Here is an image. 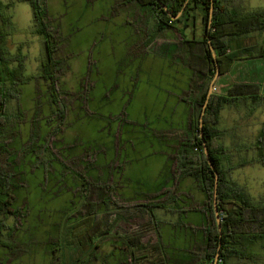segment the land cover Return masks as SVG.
Here are the masks:
<instances>
[{
	"label": "rangeland",
	"instance_id": "rangeland-1",
	"mask_svg": "<svg viewBox=\"0 0 264 264\" xmlns=\"http://www.w3.org/2000/svg\"><path fill=\"white\" fill-rule=\"evenodd\" d=\"M5 2L13 4V0ZM231 4L244 11L264 8V0H232ZM46 6L60 40L57 57L66 62L59 74L66 121L61 132L51 138L65 165L54 162L45 170L35 166L32 153H20L34 123L43 141L53 124L51 110L55 107L47 82L38 78V59L44 56L43 37L35 33L31 5L18 1L8 11L14 23L12 51L20 47L28 55L26 74L34 78L19 86L23 120L8 127L3 140L10 153L0 155V164L15 174L19 188L13 192L14 207L22 208L25 215L11 236L16 250L1 248L0 260L8 258L6 264H151L157 254L150 252L147 260H136L142 252L135 247L133 253L134 247L126 240L141 234L144 240L156 243L160 236L149 223L134 215L127 217L128 213L134 214L137 206L146 202H165L169 190L194 205L209 201L195 181L176 183L172 188H166L172 184L164 182V172L170 166L165 154L170 144L167 139L176 143L183 139L189 115L185 97L197 85L198 77L180 60L178 31L166 30L152 37L156 23L138 3L47 0ZM196 15V22H189L184 29L186 39L203 38L204 23ZM178 26L183 28L184 24ZM262 39L255 32L240 42L255 45ZM221 72L219 67L212 93L226 92L240 82L259 83L264 93L262 58L238 60L229 71ZM10 106L15 110L16 101ZM263 123L264 105L251 111L243 104L227 106L221 112L220 128L226 130L221 141L234 168L231 180L255 203L264 202V165L239 164L244 158H257L255 143ZM175 149L174 144L172 154ZM79 173L81 179L74 176ZM82 179L112 185L113 201L107 206L102 201L103 190L95 185L85 201ZM95 206L101 218L109 213L113 224L111 235L94 237L97 249L87 236L94 231L92 218L87 216ZM231 207L235 205L223 204V208ZM115 210L118 214L112 213ZM159 211V216L169 220L185 217ZM15 223L9 216L7 224ZM102 230L98 227L97 232ZM166 241L168 254L179 257L181 240L176 236ZM240 264H264V259Z\"/></svg>",
	"mask_w": 264,
	"mask_h": 264
},
{
	"label": "trees",
	"instance_id": "trees-1",
	"mask_svg": "<svg viewBox=\"0 0 264 264\" xmlns=\"http://www.w3.org/2000/svg\"><path fill=\"white\" fill-rule=\"evenodd\" d=\"M28 2L33 10L35 33L43 37L44 56L41 58L38 78L47 82V90L50 101L55 108H52V120L54 125L43 141H40V131L34 123L31 137L21 147L20 153H32L35 156V166L48 170L54 162L65 165L60 156L56 153L51 144V138L59 134L66 121L67 106L62 103L59 91V74L64 71L65 59L57 57L60 40L56 36V30L52 27L48 14L47 0H21ZM232 0H129V3H138L146 9L153 17L155 35L166 30H177L181 36V46L178 55L180 60L195 73L198 83L192 88L185 100L190 106L188 127L183 139L179 142L175 155L176 177L180 180L183 177L191 176L197 180L202 191L208 196V211L211 215L209 229L205 230L207 242L203 252L198 257L197 264H215V257L219 251L218 264H240L244 260L257 262L264 259V202L255 203L250 199L244 188L231 180V166L227 150L221 141L225 129L220 128V117L222 110L227 106H248L250 111L258 106L264 105V93L261 92V84L251 82L236 83L223 93H212L209 103L203 113V105L208 96L211 80L216 67H220L221 73L229 71L234 63L242 59L262 58L264 60V8L253 11L240 10L231 4ZM13 4H5L0 0V155L8 154L4 138L8 127L16 120H23L20 108L19 86L27 83L34 77L26 74V61L28 55L23 54L21 48L12 52L13 45L10 36L14 33V23L9 9ZM212 4L214 6L213 16L210 19ZM166 5L168 10L163 8ZM184 10L177 19L176 16L181 9ZM168 11L171 15L168 14ZM199 14L204 23V35L202 40L195 38L186 39L184 29L193 24ZM211 20V24L210 23ZM183 23V28L179 24ZM263 36L261 44L243 45L240 41L253 33ZM151 42V41H150ZM213 46L217 57L212 56ZM16 101L15 110H11V101ZM203 118L201 136L200 119ZM37 119L33 121L36 122ZM203 139L206 142L209 158L214 169L208 163ZM257 158L253 160L242 159L239 166L252 162H259L264 165V123L259 131L255 143ZM218 176L217 202L221 217L222 236L215 219L213 208V194L215 189V177ZM75 177H83L82 174H75ZM15 174L10 173L5 165L0 164V249L6 248L16 250V243L11 239L12 234L17 230L18 222L22 220L25 212L22 208L14 207L13 192L19 186L14 181ZM82 195L85 201L92 193V186L103 190L102 201L108 206L112 202L111 195L114 187L104 181L94 183L81 180ZM98 184V186H96ZM91 187V189H90ZM177 194L168 191L165 202H146L140 204L127 217L134 215L142 219L147 218V223L153 227L157 234L160 220L156 211L164 209L171 213L180 211L177 202ZM232 203L235 207L223 208V204ZM174 204L175 207L168 205ZM93 207L88 216L92 219L94 231L88 232L87 236L94 242L95 249L98 241L95 238H102L104 235H111L113 227L109 221V213L101 218ZM118 211L115 210V214ZM9 216L14 217L16 223L11 226L7 224ZM89 220V219H88ZM98 227L103 230L97 232ZM144 235L128 238V245L135 247L142 252L141 257L136 260H147L150 252H154L156 259L151 264L166 263V255L162 244L145 241ZM94 255V254H93ZM8 258L0 260V264H6Z\"/></svg>",
	"mask_w": 264,
	"mask_h": 264
},
{
	"label": "crops",
	"instance_id": "crops-1",
	"mask_svg": "<svg viewBox=\"0 0 264 264\" xmlns=\"http://www.w3.org/2000/svg\"><path fill=\"white\" fill-rule=\"evenodd\" d=\"M18 1H21V0H13V2H18ZM3 2L5 4H9V3H6L5 0H3ZM23 2H26V1H23ZM12 7L13 6H11L10 8ZM21 51H23V49H21ZM23 54H25V52H23ZM27 61H28V58H27ZM27 61H26V66H27ZM40 63H41V59H38V70H40ZM190 70L192 71V69ZM182 98L183 97H181L180 100H182ZM185 110H189V114H190L189 104L186 105ZM188 121H189V115H188ZM52 123H53L52 124L53 126L55 123L54 121H52ZM187 127H188V123L186 127L183 129L184 135L187 130ZM167 142H169L170 144L166 145L168 148L167 149L168 152H166L165 154L167 156V159H169L168 164L170 166H167L166 172H164L165 173L164 182H166L167 184H172V186H169L166 188H172L173 184H176V183L182 184L186 181H189V183L194 182V181L197 182V180H195L191 176H186L178 180V177H176V172H175L176 159L173 158L176 155L177 149H175L174 154H172V150H173L174 144L175 146L178 147L179 142L177 141L176 143L174 141H171L170 139H167ZM181 200L183 202H181ZM177 202L178 203L180 202V205H178L180 208V211H178V213H180L181 215H185L184 219L182 220H172V219L169 220L168 217H163L162 215L159 216L158 213H160L159 210L161 209H158L156 211L157 217L160 220V223L158 224V232H159L160 239L156 240V242H159L162 244L168 264H197V262L199 261L198 257L203 252V248L205 247V244L207 242V234L205 233V230L209 229L211 226V223H210L211 215L208 211V201L205 202L204 200L202 204H199L200 205L199 206V205H194L195 203L194 202L191 203V200L187 198L180 199L178 197ZM168 206L175 207L174 204H170ZM164 212L169 213L166 210H164ZM191 213L194 214V216H192L191 218H189V216H186L187 214H191ZM142 220L147 222L148 219L145 218ZM151 228L156 232V230L153 227ZM176 236L181 240V244H182L180 245L181 255L179 257H171L166 251V242H167L166 240L168 239V237L175 238Z\"/></svg>",
	"mask_w": 264,
	"mask_h": 264
},
{
	"label": "water",
	"instance_id": "water-1",
	"mask_svg": "<svg viewBox=\"0 0 264 264\" xmlns=\"http://www.w3.org/2000/svg\"><path fill=\"white\" fill-rule=\"evenodd\" d=\"M160 1V0H158ZM189 0H187V2L185 3V5L188 3ZM163 8L165 10H168L167 6L166 5H163ZM213 9H214V6L212 4V7H211V12H210V19L212 18L213 16ZM184 10V7L181 9V11L176 15L174 16L173 18H179L182 14ZM168 14L171 15V13L168 11ZM211 24V20H210V23ZM211 50L213 52V56L214 58H216V54H215V50H214V47L211 45ZM218 69L219 67H217V70H216V75L218 74ZM215 75V77H216ZM215 77L214 79L212 80V82L210 83V87H209V91H208V96H207V100L205 102V104L203 105V113L202 115H204L205 113V109L209 103V100H210V96L212 95V91H213V88H214V80H215ZM202 124H203V118L200 119V126H201V136L203 138V132H202ZM203 144H204V149H205V154H206V157H207V160H208V163L210 165V167L212 169H214V166L212 164V161L210 160L209 158V151H208V148H207V145H206V142L205 140L203 139ZM217 190H218V176H217V173H216V177H215V189H214V194H213V208H214V212H215V219H216V222H217V225H218V228H219V231H220V236H222V225H221V219H220V215H219V212H218V205H217ZM218 258H219V251L215 257V264H218Z\"/></svg>",
	"mask_w": 264,
	"mask_h": 264
},
{
	"label": "built area",
	"instance_id": "built-area-1",
	"mask_svg": "<svg viewBox=\"0 0 264 264\" xmlns=\"http://www.w3.org/2000/svg\"><path fill=\"white\" fill-rule=\"evenodd\" d=\"M220 215V214H219ZM220 219H221V217H220Z\"/></svg>",
	"mask_w": 264,
	"mask_h": 264
}]
</instances>
